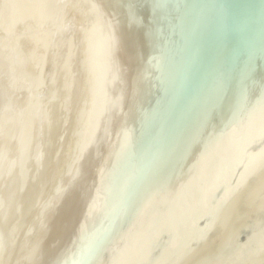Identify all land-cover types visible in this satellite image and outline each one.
I'll return each mask as SVG.
<instances>
[{
    "label": "bare ground",
    "instance_id": "6f19581e",
    "mask_svg": "<svg viewBox=\"0 0 264 264\" xmlns=\"http://www.w3.org/2000/svg\"><path fill=\"white\" fill-rule=\"evenodd\" d=\"M263 3L0 0V264H264Z\"/></svg>",
    "mask_w": 264,
    "mask_h": 264
},
{
    "label": "water",
    "instance_id": "95a60500",
    "mask_svg": "<svg viewBox=\"0 0 264 264\" xmlns=\"http://www.w3.org/2000/svg\"><path fill=\"white\" fill-rule=\"evenodd\" d=\"M247 5H248V4L242 6V2H241V10L239 11V13H240V12H241V14H242V13H245V11L248 9V8H247ZM252 8H254V7H252ZM260 8H261V11L264 10V9H263V8H264V3H263V8H262V6H260ZM262 9H263V10H262ZM259 33H260V31H258V34H259ZM237 40H238V39H237ZM237 40H236V41H237ZM236 41H235V42H236ZM235 42H234V43H235ZM234 43H233V44H234ZM112 56H114L113 53H112ZM116 60H117V59H116ZM71 210H72V209H70V210L68 211L69 216H70V212H71ZM68 218H69V217H68Z\"/></svg>",
    "mask_w": 264,
    "mask_h": 264
}]
</instances>
